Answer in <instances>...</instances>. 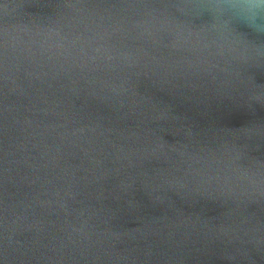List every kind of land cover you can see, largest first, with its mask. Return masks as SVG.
Wrapping results in <instances>:
<instances>
[{
	"label": "water",
	"instance_id": "obj_1",
	"mask_svg": "<svg viewBox=\"0 0 264 264\" xmlns=\"http://www.w3.org/2000/svg\"><path fill=\"white\" fill-rule=\"evenodd\" d=\"M223 0H0V264H264V34Z\"/></svg>",
	"mask_w": 264,
	"mask_h": 264
},
{
	"label": "clouds",
	"instance_id": "obj_2",
	"mask_svg": "<svg viewBox=\"0 0 264 264\" xmlns=\"http://www.w3.org/2000/svg\"><path fill=\"white\" fill-rule=\"evenodd\" d=\"M211 7L242 19L253 31L264 34V0H223Z\"/></svg>",
	"mask_w": 264,
	"mask_h": 264
}]
</instances>
